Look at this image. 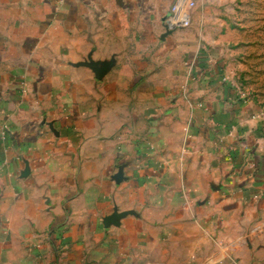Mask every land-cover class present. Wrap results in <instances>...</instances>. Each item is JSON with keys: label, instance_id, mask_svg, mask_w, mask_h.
Segmentation results:
<instances>
[{"label": "crops", "instance_id": "crops-1", "mask_svg": "<svg viewBox=\"0 0 264 264\" xmlns=\"http://www.w3.org/2000/svg\"><path fill=\"white\" fill-rule=\"evenodd\" d=\"M211 1L0 0V264H264V125Z\"/></svg>", "mask_w": 264, "mask_h": 264}, {"label": "rangeland", "instance_id": "rangeland-1", "mask_svg": "<svg viewBox=\"0 0 264 264\" xmlns=\"http://www.w3.org/2000/svg\"><path fill=\"white\" fill-rule=\"evenodd\" d=\"M209 6L213 11L200 27L209 53L217 60L220 74L237 98L247 109L255 110L264 125V0H212ZM151 130L152 136L161 133ZM142 147L146 154L133 157L131 163H164L152 160L153 145Z\"/></svg>", "mask_w": 264, "mask_h": 264}, {"label": "built area", "instance_id": "built-area-1", "mask_svg": "<svg viewBox=\"0 0 264 264\" xmlns=\"http://www.w3.org/2000/svg\"><path fill=\"white\" fill-rule=\"evenodd\" d=\"M190 7H195V3H193V2H191L190 3ZM172 14H173V17L176 19H178L179 20V23L183 26V27H185V28H188L189 26H190V22H189V19H188V16L186 15V16H184L182 19H181V21H180V15H179V11H178V9L175 7V8H173L172 9Z\"/></svg>", "mask_w": 264, "mask_h": 264}]
</instances>
